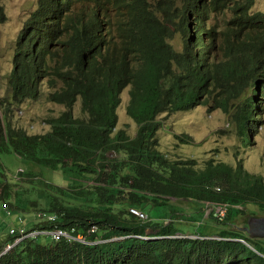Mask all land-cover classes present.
I'll list each match as a JSON object with an SVG mask.
<instances>
[{
  "label": "trees",
  "instance_id": "1",
  "mask_svg": "<svg viewBox=\"0 0 264 264\" xmlns=\"http://www.w3.org/2000/svg\"><path fill=\"white\" fill-rule=\"evenodd\" d=\"M254 4L39 0L16 42L8 103L39 100L45 83L54 90L47 100L66 110L50 118L42 134H29L5 115L0 151L70 169L82 184L46 186L42 204L31 199L32 188L0 179V210L55 215L57 222H38L36 228L74 229L86 243L22 241L0 264H264V239L243 230L250 219L264 216V177L248 172L241 161L234 167L209 160L199 167L194 158L171 159L158 140L161 115L203 106L227 114L244 145H251L264 109V11H252ZM226 11L231 16L224 29L207 28L212 13ZM113 13L118 18L112 21ZM178 32L182 51L169 42ZM127 87L134 137L117 130ZM79 99L84 119L74 117ZM170 198L191 201L197 212L220 205L226 214L222 220L207 214L204 226L186 233L175 224V213L155 220L147 212L141 220L130 211L165 206ZM13 240L3 237L0 254Z\"/></svg>",
  "mask_w": 264,
  "mask_h": 264
},
{
  "label": "rangeland",
  "instance_id": "2",
  "mask_svg": "<svg viewBox=\"0 0 264 264\" xmlns=\"http://www.w3.org/2000/svg\"><path fill=\"white\" fill-rule=\"evenodd\" d=\"M150 2L154 3L155 0H150ZM38 4L39 0H0V7L3 12V17L0 15V119L4 121V116L6 115L14 126L23 128L29 134L46 133L50 128L48 120L58 117L66 110L63 105L47 100V95L54 90L45 83L43 84L42 95L39 100H28L22 105L15 107L8 103L10 102L11 95L10 73L13 68L12 59L15 53L16 42L24 23L36 10ZM252 11H264V0H255ZM230 16L231 14L228 11L221 12L220 14L212 13V17L207 21V28L224 29L226 21L229 20ZM116 18L118 17L113 13L112 21ZM169 42L177 51L183 50V37L181 33H176ZM58 84L61 86V82ZM130 89L131 87H127L121 94L122 102L117 111V130L124 129L128 135L134 137L137 125L128 116L126 111L130 100ZM2 103H4V106H2ZM73 113L75 118H85L80 99L76 102ZM160 119L164 126L158 133L159 150L167 154L169 158H194L198 160L199 167H204L205 163L209 160L226 163L234 167L237 162L241 161L248 172L264 177V109H261L260 116L262 124L257 127L256 134L253 132L250 135L252 138L250 146L244 145L231 119L220 109L209 113L207 107L199 106L185 112L163 114ZM178 135L191 136L193 141L188 143L179 141L176 138ZM186 138L184 137V140ZM114 156L112 153L109 154L111 159ZM69 170L46 168L29 162L13 152L0 151V179H6L11 183L18 181L19 184L32 188L31 199L42 204L46 201L48 191L46 186L72 188L80 183L81 180L77 177V174ZM21 174L22 176L20 177ZM169 202L165 206L153 208H150V205H148L140 208L138 211L141 210L144 214L148 212L149 216L155 220L168 219V217L175 213L177 214L174 220L175 224L186 233H194L199 226H204L209 221L207 217L209 211L206 213L204 207L201 209L202 213L200 211L197 212L200 208L196 207L197 205L191 203V201H179L170 198ZM33 205L34 202L31 203V206ZM6 209L3 206L0 210L1 250L3 237L9 236L10 224L14 223L18 225L16 218H14L17 214L24 218L26 228L29 230L35 229L37 223L41 222L37 219L38 212L34 209L25 208L26 210L24 211L13 210V217H8ZM243 218L239 220V226L240 224L242 225ZM28 219H32V221L28 222ZM262 220L264 218L261 215L256 217V219H250L248 223L250 225L245 226L248 227L249 231L245 232L249 237L264 239V236L259 235L260 229H262ZM38 240L41 243H48L51 241V238L49 236H42Z\"/></svg>",
  "mask_w": 264,
  "mask_h": 264
},
{
  "label": "built area",
  "instance_id": "3",
  "mask_svg": "<svg viewBox=\"0 0 264 264\" xmlns=\"http://www.w3.org/2000/svg\"><path fill=\"white\" fill-rule=\"evenodd\" d=\"M215 210L213 207L210 208L208 207L207 208V211H213ZM6 213L8 215V217H13L14 216V213H13V210L11 209H6ZM132 213L137 215L141 220H145L147 219V215L138 211V210H132ZM208 214V213H207ZM37 216H38V220L40 221H44V217H47V214H44V212H38L37 213ZM220 220H222L224 217H225V212L222 210L221 207H219V210L217 211V215H216ZM16 218V222H18V225H15L14 223H11L10 224V228H9V236L14 238L15 242H20L22 240H26V239H29V238H33V233L32 232H29L26 228V225L24 223V218L19 216L18 214L14 217ZM14 220V219H13ZM96 231V228H93L92 230H89L87 232V234H90V233H94ZM40 234L41 235H45V236H49L51 238V240L53 241H60V239L62 237H66L67 238V241L69 242H72V241H81L83 243H86V236L84 234H77V236L74 234L75 233V230L72 229L71 231H62L61 228H57L56 230L50 232V231H45V230H39ZM14 247V245L12 244H7L4 248V253L12 250V248Z\"/></svg>",
  "mask_w": 264,
  "mask_h": 264
},
{
  "label": "bare ground",
  "instance_id": "4",
  "mask_svg": "<svg viewBox=\"0 0 264 264\" xmlns=\"http://www.w3.org/2000/svg\"><path fill=\"white\" fill-rule=\"evenodd\" d=\"M209 205V204H208ZM209 206H211V207H213L215 210H213V211H209L208 212V214H213L214 216H216L217 215V211L219 210V207H220V205L219 206H215V205H209ZM132 210H134V209H131L130 211H131V213H132ZM222 210L225 212V209H223L222 208ZM141 212V211H140ZM143 213V212H142ZM44 214H46V213H44ZM225 214H226V212H225ZM137 216V215H136ZM217 217V216H216ZM263 218H264V216H262ZM256 218V217H255ZM41 222H46V223H50V224H52V223H55V222H57V217L55 216V215H52V214H47V217H44V221H41ZM57 228H59V227H55L53 230H52V228H51V230H50V232H52V231H54V230H56ZM62 229V228H61ZM29 232H32L33 233V238H29V239H26V240H22V241H28V240H38L40 237H42V236H45V235H41L40 234V232H39V228H35V229H31V230H29V229H27ZM41 231V230H40ZM62 231L64 232V231H67L66 229H62ZM14 239V238H13ZM67 240V238L66 237H62L60 240ZM78 240V239H77ZM77 240H75V241H77ZM22 241H20V242H15V240H13V242H9L8 244H12V245H14V247L17 245V244H19V243H21ZM53 241V240H52ZM4 252V251H3Z\"/></svg>",
  "mask_w": 264,
  "mask_h": 264
},
{
  "label": "water",
  "instance_id": "5",
  "mask_svg": "<svg viewBox=\"0 0 264 264\" xmlns=\"http://www.w3.org/2000/svg\"><path fill=\"white\" fill-rule=\"evenodd\" d=\"M254 219H256V218H254ZM249 223V222H248ZM250 225V224H249ZM248 224H247V226H249ZM261 227H262V229H260L261 231H260V236H264V220H262V222H261ZM243 230L244 231H246V232H248L249 230H248V227H245V228H243ZM3 255V253L2 254H0V257Z\"/></svg>",
  "mask_w": 264,
  "mask_h": 264
},
{
  "label": "crops",
  "instance_id": "6",
  "mask_svg": "<svg viewBox=\"0 0 264 264\" xmlns=\"http://www.w3.org/2000/svg\"><path fill=\"white\" fill-rule=\"evenodd\" d=\"M32 221V219H28V222Z\"/></svg>",
  "mask_w": 264,
  "mask_h": 264
}]
</instances>
